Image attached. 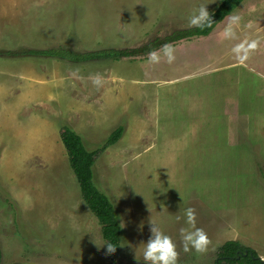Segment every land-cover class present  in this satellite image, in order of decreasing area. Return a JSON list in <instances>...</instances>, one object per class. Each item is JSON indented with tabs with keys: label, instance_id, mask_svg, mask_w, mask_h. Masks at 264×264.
<instances>
[{
	"label": "rangeland",
	"instance_id": "obj_1",
	"mask_svg": "<svg viewBox=\"0 0 264 264\" xmlns=\"http://www.w3.org/2000/svg\"><path fill=\"white\" fill-rule=\"evenodd\" d=\"M204 2L0 0L2 264H112L62 142L65 125L89 150L124 128L94 165L122 226L116 264H144L150 219L177 243V264H214L228 240L264 259V0L228 15L242 17L235 39L222 37L227 16L208 35L169 43L172 63L30 52L141 49L189 27ZM252 39L257 49L236 59L231 49ZM188 207L210 241L202 253L181 250Z\"/></svg>",
	"mask_w": 264,
	"mask_h": 264
},
{
	"label": "trees",
	"instance_id": "obj_2",
	"mask_svg": "<svg viewBox=\"0 0 264 264\" xmlns=\"http://www.w3.org/2000/svg\"><path fill=\"white\" fill-rule=\"evenodd\" d=\"M242 1L243 0H221L219 5L210 13L213 21L211 26L203 29L186 27L181 31H175L170 36H167L165 40L155 39L141 47V49L111 48L109 50H98L84 55H77L63 48L44 49L40 51L32 50L30 52L73 60L105 58L118 60L120 58L147 55L149 51L159 49L165 43L169 44L182 39H190L195 36L210 34L218 24L241 4ZM123 129V126L116 128L101 146L93 150H89L85 146L82 136L70 126H63L60 131L71 168L80 185L82 197L89 209L97 217L104 241L111 242L114 246H117L114 253L108 254L112 264H116V255L120 249L122 226L116 207L111 198L101 191L94 182V165L98 157L109 146L117 143L122 136ZM1 260L2 250L0 248V264H2ZM214 264H264V259L252 247L238 240H228L217 249Z\"/></svg>",
	"mask_w": 264,
	"mask_h": 264
},
{
	"label": "clouds",
	"instance_id": "obj_3",
	"mask_svg": "<svg viewBox=\"0 0 264 264\" xmlns=\"http://www.w3.org/2000/svg\"><path fill=\"white\" fill-rule=\"evenodd\" d=\"M212 0H206L201 3L188 17L187 23L189 27L203 29L212 24V19L209 11L206 8L208 3ZM242 17L239 14H232L227 18V24L223 29L222 37L226 40L235 39L237 35V28L240 25ZM248 25H245L247 27ZM258 47V40L252 39L242 43L236 44L232 49L234 57L238 60L247 58V54L256 50ZM168 63L175 60V49L171 44L165 43L159 49L151 50L147 53V60L150 64H158L161 58ZM93 85L99 87L102 84V79L99 76L92 77ZM184 221L188 225L187 228L181 227L179 229V241L181 250L185 253L194 251L202 253L206 251L210 241L203 229L195 226V211L188 207L184 209ZM180 219L179 216L176 217ZM150 235L146 242H143L142 259L144 264H177L178 251L177 243L173 238L163 232L160 226L153 220L149 221ZM124 227V224H123ZM101 245H106V253L112 254L116 247L111 242H105ZM99 245V246H101Z\"/></svg>",
	"mask_w": 264,
	"mask_h": 264
},
{
	"label": "crops",
	"instance_id": "obj_4",
	"mask_svg": "<svg viewBox=\"0 0 264 264\" xmlns=\"http://www.w3.org/2000/svg\"><path fill=\"white\" fill-rule=\"evenodd\" d=\"M54 215H55V216H60V215H58L57 213H54Z\"/></svg>",
	"mask_w": 264,
	"mask_h": 264
},
{
	"label": "water",
	"instance_id": "obj_5",
	"mask_svg": "<svg viewBox=\"0 0 264 264\" xmlns=\"http://www.w3.org/2000/svg\"><path fill=\"white\" fill-rule=\"evenodd\" d=\"M245 254H247V253H245Z\"/></svg>",
	"mask_w": 264,
	"mask_h": 264
}]
</instances>
